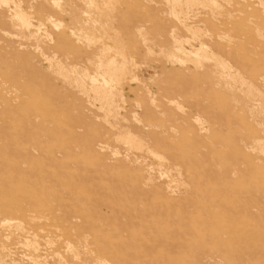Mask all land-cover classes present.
<instances>
[{
    "label": "rangeland",
    "instance_id": "374dc122",
    "mask_svg": "<svg viewBox=\"0 0 264 264\" xmlns=\"http://www.w3.org/2000/svg\"><path fill=\"white\" fill-rule=\"evenodd\" d=\"M0 1V264H264V0Z\"/></svg>",
    "mask_w": 264,
    "mask_h": 264
},
{
    "label": "bare ground",
    "instance_id": "6f19581e",
    "mask_svg": "<svg viewBox=\"0 0 264 264\" xmlns=\"http://www.w3.org/2000/svg\"><path fill=\"white\" fill-rule=\"evenodd\" d=\"M3 1V0H2ZM7 1V0H6ZM210 1V0H209ZM1 2V1H0ZM5 1H3V3H4ZM57 3V2H56ZM191 3V2H190ZM215 4V3H214ZM4 5L6 6V4L4 3ZM16 6V5H15ZM213 6H215V5H213ZM262 7V6H261ZM18 12H20V10L19 11H17V12H15L14 13V17L17 19V21L19 22V24H20V26L22 27V28H25V29H28V27L29 26H31L30 25V23L28 22L29 20H27L26 18H24L23 16H25V15H21V14H19ZM23 14V13H22ZM26 17V16H25ZM98 41V40H97ZM89 42V41H88ZM182 49V48H181ZM199 53V52H198ZM197 53V54H198ZM183 54V53H182ZM189 54V53H188ZM173 58V57H172ZM123 59H125V58H123ZM197 61V60H196ZM108 65H109V67H108ZM107 65V67L108 68H110L111 66H110V63ZM122 66V65H121ZM125 66V65H124ZM107 67H105L106 69H108ZM60 69H61V67H60ZM99 69V68H98ZM222 69V68H221ZM62 70H63V68H62ZM61 70V71H62ZM111 71V73H106L105 75L107 76V80H102V78H100L101 80H102V85L100 84V86L99 87H95V89L94 90H96L95 92H99L101 95H104V96H108V95H111L112 94V89H107V87H109V84L108 83H116L118 80H117V78H116V73L117 72H120L119 74H121V73H123L124 72V70H123V68H121V69H119V68H111L110 69ZM64 71V70H63ZM112 73H115V74H112ZM104 75V74H103ZM122 75V74H121ZM120 75V76H121ZM101 76V75H100ZM123 76H124V74H123ZM93 78V77H92ZM103 78H105L104 76H103ZM94 79V78H93ZM91 81H92V83H94L93 82V80L91 79ZM94 81H95V79H94ZM96 83V82H95ZM97 84H98V82H97ZM107 84H108V86H107ZM117 84H118V82H117ZM115 90V89H114ZM99 93H98V95H99ZM103 96V97H104ZM102 99H104V98H102ZM106 102V101H105ZM134 116V115H133ZM137 123V122H136ZM125 140H126V138H125ZM131 140H133L132 138H131ZM129 138H127V141L128 142H130L131 141ZM127 142V143H128ZM133 143H134V141H132ZM128 144H131V142L130 143H128ZM131 145H133V144H131ZM135 146V145H134ZM131 147V146H130ZM137 148V147H136ZM159 159V158H158ZM160 162V161H159ZM162 163V162H161ZM164 163V162H163ZM20 229V228H19ZM73 249V248H72ZM4 263V262H3ZM7 264V263H6Z\"/></svg>",
    "mask_w": 264,
    "mask_h": 264
}]
</instances>
